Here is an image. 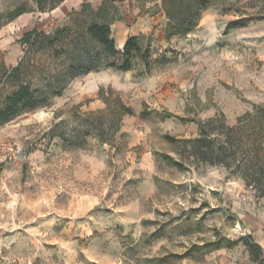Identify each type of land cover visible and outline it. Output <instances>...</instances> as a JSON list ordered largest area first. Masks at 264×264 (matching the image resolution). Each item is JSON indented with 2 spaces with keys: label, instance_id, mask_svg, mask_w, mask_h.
Wrapping results in <instances>:
<instances>
[{
  "label": "rangeland",
  "instance_id": "obj_1",
  "mask_svg": "<svg viewBox=\"0 0 264 264\" xmlns=\"http://www.w3.org/2000/svg\"><path fill=\"white\" fill-rule=\"evenodd\" d=\"M72 1L77 8L65 13L54 11L60 3L42 11L33 0H0V104L20 82L42 101L0 126L21 149L18 164L0 167V187L12 190L0 195V264L248 263L242 241L204 243L237 239L264 215L254 180L264 159V19H251L264 15V0H213L193 31L169 40L158 39L167 21L161 0H135L154 18L141 38L148 55L127 71L107 66L119 54L97 57L98 44L81 34L92 11L77 14L84 0ZM22 3L28 10L9 20ZM85 3L99 21L120 16L112 0ZM239 17L251 20L225 32ZM32 26L64 31L52 47H30L20 38ZM100 86L134 110L114 133L105 124L106 141L79 119L105 106ZM246 112L235 130L222 126ZM212 118L209 137L226 141L229 166L194 152L199 120ZM78 130L89 132L84 142L71 137ZM29 149L40 150L34 163L22 158Z\"/></svg>",
  "mask_w": 264,
  "mask_h": 264
},
{
  "label": "trees",
  "instance_id": "obj_2",
  "mask_svg": "<svg viewBox=\"0 0 264 264\" xmlns=\"http://www.w3.org/2000/svg\"><path fill=\"white\" fill-rule=\"evenodd\" d=\"M36 4V8L39 10H51L55 8L59 3L64 0H33ZM213 0H161V9L167 19L165 26L163 27V34L165 40H169L174 35L185 36L189 32L193 31L198 25L201 18V13L204 9L211 5ZM82 9L76 11L77 14L84 12L87 9L92 11V16L83 22V30L81 34L92 41H94L100 47L97 57H107L121 55L120 61H111L107 63V66L113 67L117 70L127 71L133 67V59L140 57L145 59L148 55V47H143L141 44L142 33L129 35L125 41L122 50H118L115 44V40L112 36V30L110 22L108 20H97L98 8L91 7L88 3H83ZM102 5L99 7L101 8ZM28 10V6L25 3L17 5L10 13L9 20L17 17L21 13ZM239 17L237 19L230 20L225 26V32H228L231 28L245 26L251 19H264V15L255 17ZM64 31L63 28L55 29L54 32L46 33L38 30L36 27H32L26 30L20 42L23 45H29L30 47H52L59 39V35ZM20 64V63H19ZM148 67V63H146ZM19 65L13 66L9 70L10 74H15L18 71ZM90 68H86L85 71H90ZM8 77V75H6ZM37 89H33L30 84L20 82L17 87L7 94L0 104V126L13 119L25 108H33L39 105L42 101L36 97ZM55 94H60V91H56ZM98 97L102 99L105 106L94 112H88L85 115L79 116L81 124L91 125L92 132L102 141H106L103 135L104 126L107 124L114 133L119 129L121 119L126 114H133V108L127 104L118 90L112 86L104 87L100 86L98 89ZM102 114L106 115L104 120ZM165 117L173 116L170 112H164ZM246 115H251L250 112H246L239 116L238 122L235 126H228L222 122V126H225L229 131L238 128L242 118ZM91 118L90 120L88 118ZM108 121V123H107ZM215 121V118L209 121L199 120L200 134L198 137L192 139L194 152L201 154V157L208 160L211 163L223 164L229 166V155L226 151L228 145L226 141L220 139L218 135L209 137L210 125ZM74 132L71 137L80 138L78 142H84L89 132L77 131ZM82 132V133H80ZM60 138L65 139L66 134L60 133ZM172 140V137L167 135ZM82 138V139H81ZM170 158V157H168ZM175 164H179L176 160H173ZM180 165V164H179ZM245 178L248 177L244 175ZM247 179V178H246ZM248 180V179H247ZM258 187V197L264 198V159L260 163V170L258 171V177L255 178ZM242 241L249 251V255L252 261L257 264L264 263V253L261 246L254 240L250 233H246L237 239H231L225 236H219L213 241L204 243L206 246H212L218 248L222 244L233 245Z\"/></svg>",
  "mask_w": 264,
  "mask_h": 264
},
{
  "label": "crops",
  "instance_id": "obj_3",
  "mask_svg": "<svg viewBox=\"0 0 264 264\" xmlns=\"http://www.w3.org/2000/svg\"><path fill=\"white\" fill-rule=\"evenodd\" d=\"M83 2H85V0L80 1L79 4H81ZM112 2L115 6L114 8L116 10H118V12L120 13V16L113 18L109 22H110V26H111V30H112V36L115 39L116 47L118 50H122L127 37L129 35L144 33L143 30L146 29V27H144L146 20L148 19V17H151V18H154V17L148 16V15L145 16L144 14L140 13L139 5L136 4L135 0H112ZM93 5L96 6L95 4H93ZM76 6L77 5H76V3L74 4V1L69 3L68 0H64L58 5V7H56L54 9V11L56 12L61 7V8H63L61 10L66 13L69 10H71L72 7L77 8ZM32 27H29L26 30H28ZM158 31L160 32L158 35L159 36L158 39L160 40L161 36L164 37V34L160 30H158ZM39 151L40 150H38V149H29L27 151V156L22 155V158L23 157L27 158L30 163H34V158L39 156V154H40ZM148 153L149 152H146L145 155H147ZM18 162H19L18 160L1 158L0 159V167L4 166L5 170H6V169H8L9 165L18 164ZM139 166L140 167H142V166L146 167V164L141 162V163H139ZM30 179L31 180H41V181L45 180V178H43V177L41 179L37 178V177H30ZM2 181H3V185H5L4 179H2ZM25 182H27V181H25ZM233 182H235V181H233ZM229 187L226 186L224 188H225V190H228ZM234 187H235L234 188L235 191L236 190L240 191L241 184L239 182H235ZM6 192L12 193V190H8L7 187L6 188L0 187V195H6ZM14 195H25V194L22 192H14ZM262 211L264 214V208L262 209ZM246 231L252 235L254 240L261 246L263 253H264V215H261V217L259 215L257 225L253 226L251 229H247ZM244 247L246 248L245 245H244ZM247 256L249 258L248 249H247ZM246 264H257V263H255L254 261H252L249 258L248 263H246Z\"/></svg>",
  "mask_w": 264,
  "mask_h": 264
},
{
  "label": "built area",
  "instance_id": "obj_4",
  "mask_svg": "<svg viewBox=\"0 0 264 264\" xmlns=\"http://www.w3.org/2000/svg\"><path fill=\"white\" fill-rule=\"evenodd\" d=\"M20 148L13 140L7 139L0 134V159L11 158L16 159L20 153Z\"/></svg>",
  "mask_w": 264,
  "mask_h": 264
}]
</instances>
